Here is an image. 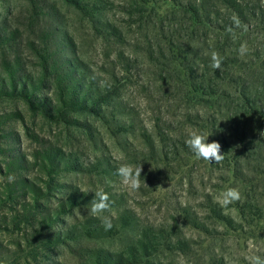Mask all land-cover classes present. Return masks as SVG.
Masks as SVG:
<instances>
[{
  "label": "rangeland",
  "instance_id": "rangeland-1",
  "mask_svg": "<svg viewBox=\"0 0 264 264\" xmlns=\"http://www.w3.org/2000/svg\"><path fill=\"white\" fill-rule=\"evenodd\" d=\"M234 1L0 0V264L264 256V0ZM192 131L221 163L196 158ZM230 187L242 199L223 207ZM100 189L107 231L88 211Z\"/></svg>",
  "mask_w": 264,
  "mask_h": 264
},
{
  "label": "clouds",
  "instance_id": "clouds-1",
  "mask_svg": "<svg viewBox=\"0 0 264 264\" xmlns=\"http://www.w3.org/2000/svg\"><path fill=\"white\" fill-rule=\"evenodd\" d=\"M243 29L247 31V25L242 24L238 17H232V26L227 28V32L235 35V29ZM239 54L245 55L248 52V45L246 42L241 43L239 48ZM223 62V58L216 52L211 54V67L213 69H220ZM208 137L198 131H192L189 137L186 139L185 144L195 154L196 158L202 159L207 162L221 163L224 159V155L221 153V145L219 142H208ZM141 173L142 166H134L131 164H121L117 168V175L121 178L122 183L131 190H139L141 187ZM11 179V178H10ZM242 199V194L238 188H228L221 193L219 197V203L223 207H227L230 204L238 202ZM109 195L100 189L94 193L93 199L90 201L89 213L93 216H100L102 224L105 230L112 228V219L110 215H104V213H110ZM248 264H264V256L251 255L248 258Z\"/></svg>",
  "mask_w": 264,
  "mask_h": 264
},
{
  "label": "trees",
  "instance_id": "trees-1",
  "mask_svg": "<svg viewBox=\"0 0 264 264\" xmlns=\"http://www.w3.org/2000/svg\"><path fill=\"white\" fill-rule=\"evenodd\" d=\"M202 1H204V0H201V3H202ZM227 4L229 3V5H232L233 7H239V6H241L240 5V3H238L237 4V2H235L234 0H224ZM254 2V0H245V5L246 6H249V4L250 3H253ZM232 6H230V7H232ZM197 9H193L192 10V12H194V13H197V11H196ZM243 12L240 10V14H242ZM116 31V30H115ZM1 92H3V90L1 91ZM27 93V94H26ZM26 93H24V96L26 97V99H28V101L32 104V95L30 94V93H28V92H26ZM66 94V95H65ZM64 95L65 96H67V98H64V102L66 103V104H71L72 106H74L75 105V95H74V93L73 92H66ZM70 102V103H69Z\"/></svg>",
  "mask_w": 264,
  "mask_h": 264
}]
</instances>
